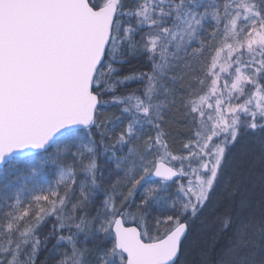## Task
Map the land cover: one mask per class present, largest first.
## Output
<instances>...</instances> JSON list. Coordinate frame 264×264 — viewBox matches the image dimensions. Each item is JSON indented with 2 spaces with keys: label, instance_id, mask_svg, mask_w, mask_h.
<instances>
[{
  "label": "snow or ice",
  "instance_id": "snow-or-ice-1",
  "mask_svg": "<svg viewBox=\"0 0 264 264\" xmlns=\"http://www.w3.org/2000/svg\"><path fill=\"white\" fill-rule=\"evenodd\" d=\"M50 239L56 264H264V0H0V264Z\"/></svg>",
  "mask_w": 264,
  "mask_h": 264
},
{
  "label": "trees",
  "instance_id": "trees-1",
  "mask_svg": "<svg viewBox=\"0 0 264 264\" xmlns=\"http://www.w3.org/2000/svg\"><path fill=\"white\" fill-rule=\"evenodd\" d=\"M120 67V75H126L129 74L133 71L135 72H146L149 70V66L146 62V60H144L143 58H136V57H131L129 58V60L124 63L122 66ZM183 73H181L179 70L177 72V75H181ZM199 75V73H192V72H188L187 74H184V79H183V84L181 86V84L178 82L176 87L180 90V91H186L189 88L191 89H198L200 88V85L198 84L197 80L194 78V76ZM138 87H141V85L137 82L131 83L128 85L127 90H132V89H136ZM125 91L124 89H121L118 94H120V92ZM108 97H106L107 99ZM106 114L110 115V116H119L120 112H119V108L115 105L109 104L108 106H106ZM184 121L183 119L179 116L178 113L173 112L169 114V123L165 125V128L168 132H170L171 134L168 136V143L170 146V150L173 152V154L175 155H186L187 154V150L183 148V144L187 142L188 137L191 135L190 130L184 127ZM45 177L49 180H54L55 179V173L54 170L49 169L46 173H45ZM11 179H13V181H15V178L12 177ZM16 187H19L18 183H15L13 186L12 190H15ZM175 186L172 188V192H175ZM103 199V193L98 194L97 196V205H99L100 201ZM135 199H139V193H137V196L135 197ZM93 212L94 214V210H90ZM54 223V219L53 218H48V220L41 225L40 229H39V234L41 237V240H43V237L47 234L50 233L51 229H52V224ZM196 224V220L192 223L191 225V229L190 232L188 234V244L190 246L191 249V259L192 260H198L199 259V249L202 245V242L204 239L207 238L208 235H206V237H204V239L200 238L197 235H194V232H192V230H194V226ZM82 238V237H81ZM56 243L55 239H50L47 242V247H42L38 256H37V264H56L57 259L59 258V254H53L51 253L49 250L52 248V245H54ZM87 246L92 249L93 248V242L91 240L88 241ZM61 252L64 251V248L61 247L60 249ZM91 259V255L89 257Z\"/></svg>",
  "mask_w": 264,
  "mask_h": 264
},
{
  "label": "rangeland",
  "instance_id": "rangeland-1",
  "mask_svg": "<svg viewBox=\"0 0 264 264\" xmlns=\"http://www.w3.org/2000/svg\"><path fill=\"white\" fill-rule=\"evenodd\" d=\"M174 163H178V162H174ZM185 163H187V162H185ZM207 218H208L207 227H205V224H203L201 222V220H196V224L194 226V230H192V232H194V235H197V236H199L202 239H204V237H206V235H210L211 231L213 230V227H212V216H211L210 213L207 214Z\"/></svg>",
  "mask_w": 264,
  "mask_h": 264
}]
</instances>
